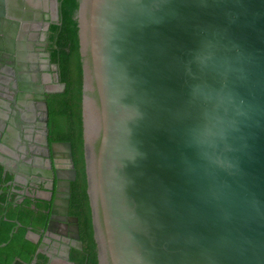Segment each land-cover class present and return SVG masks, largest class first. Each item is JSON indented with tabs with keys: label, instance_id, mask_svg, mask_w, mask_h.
<instances>
[{
	"label": "water",
	"instance_id": "95a60500",
	"mask_svg": "<svg viewBox=\"0 0 264 264\" xmlns=\"http://www.w3.org/2000/svg\"><path fill=\"white\" fill-rule=\"evenodd\" d=\"M45 1L0 0V49ZM75 18L97 264H264V0H76Z\"/></svg>",
	"mask_w": 264,
	"mask_h": 264
},
{
	"label": "flooded vegetation",
	"instance_id": "af4514ba",
	"mask_svg": "<svg viewBox=\"0 0 264 264\" xmlns=\"http://www.w3.org/2000/svg\"><path fill=\"white\" fill-rule=\"evenodd\" d=\"M57 14L60 16L56 1L46 0L42 9H35L33 17L28 18V24L23 23V18L19 19L12 48L4 44L5 49H0V159H8L7 168L18 174V181L9 183L12 175L9 172L4 174L0 164L3 178L0 190L7 195L13 194L6 204L17 205L29 199L39 213L47 214L44 226L29 225L26 230L39 234L38 244L54 255L49 264H74L71 259L73 250L83 248L77 211H86L83 140L80 142L75 131L70 129H52L48 94L45 99L42 97L48 87L62 82L47 50L49 29L46 38L43 37L44 23H57ZM9 29L7 27L4 32L8 30L9 33ZM51 181L53 188L49 190ZM24 187L28 194L13 204ZM78 242H81V248L77 247Z\"/></svg>",
	"mask_w": 264,
	"mask_h": 264
},
{
	"label": "trees",
	"instance_id": "16d2710c",
	"mask_svg": "<svg viewBox=\"0 0 264 264\" xmlns=\"http://www.w3.org/2000/svg\"><path fill=\"white\" fill-rule=\"evenodd\" d=\"M75 10L76 0H62L61 23L50 25L48 31L47 50L57 66L59 79L65 83V88L61 92L49 93L47 101L52 129L75 131L80 142H82V80ZM82 172L84 174L83 168ZM2 181L0 167V188L2 187ZM83 181L84 190L86 187L85 177ZM12 195H7L5 191L0 193V243L9 240L5 246H0V264H11L16 258L29 261L37 248V244L25 238L26 229L29 225L33 227L44 226L47 218V214L39 213L36 208L31 206L29 199L25 200V203L20 202L17 205H12L10 202L6 204L7 201H10ZM84 197L86 211L83 209L77 211L80 218L83 248L73 250L71 259L74 264H97L86 192ZM16 220L20 222V226L14 229L13 235L10 237V230L14 227ZM46 261V256L39 253L35 264H46Z\"/></svg>",
	"mask_w": 264,
	"mask_h": 264
}]
</instances>
